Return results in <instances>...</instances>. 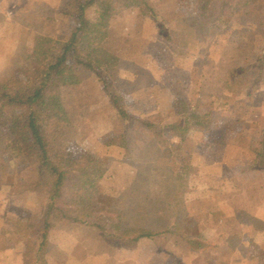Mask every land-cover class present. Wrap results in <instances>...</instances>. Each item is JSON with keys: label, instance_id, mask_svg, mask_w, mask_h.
Segmentation results:
<instances>
[{"label": "rangeland", "instance_id": "rangeland-1", "mask_svg": "<svg viewBox=\"0 0 264 264\" xmlns=\"http://www.w3.org/2000/svg\"><path fill=\"white\" fill-rule=\"evenodd\" d=\"M199 2L148 0L155 16L124 9L111 20L103 48L120 60L111 91L134 120L120 116L99 78L83 70L79 84L61 91L69 121L48 123L51 150L82 161L96 181L92 208L106 213L102 216H109L122 230L162 231L169 220V230L176 235H156L161 246L146 245L134 252L137 244L127 248L118 238L107 236L112 226L103 230L74 223L56 211L46 247L38 252L43 224L35 229L25 224L42 219L46 196L35 188L41 173L5 142L0 144V262L120 264L127 257L144 262L161 248L171 264H233L234 260L240 264L237 248L246 245L249 237L237 234V221L231 218L235 212L239 217L248 213L237 210L242 207L237 204L239 192L224 203L225 230L209 235L197 232L195 222L181 219L182 204L186 181L210 195L220 185V172H209L214 162L241 153L250 157L257 145H264V63L256 62L264 53V4L225 25L214 21L212 5L214 11L202 10L206 15L202 20ZM71 3L0 0V82L23 64L36 35L68 39L74 21L65 13ZM225 115L232 117L219 122L217 117ZM173 120L177 122L172 126ZM144 121L155 125L160 137ZM193 128L201 131L202 140H189ZM197 148L203 150V159L197 157ZM256 164L253 170L264 171V164ZM231 174L226 167L221 177L229 179ZM239 185L248 196L259 194L244 182ZM261 224L264 228V221ZM188 228L194 233L186 232ZM226 229L233 234H224ZM34 230L38 235L33 236ZM254 248L250 243L242 261L264 264V246Z\"/></svg>", "mask_w": 264, "mask_h": 264}, {"label": "trees", "instance_id": "trees-1", "mask_svg": "<svg viewBox=\"0 0 264 264\" xmlns=\"http://www.w3.org/2000/svg\"><path fill=\"white\" fill-rule=\"evenodd\" d=\"M199 1L202 20L206 19L202 10H210L212 5L216 11L214 21H221L225 25L239 18L243 11L264 4V0ZM124 9H139L145 11L147 16H155L148 0H72L70 11L65 13L74 21L68 39L62 41L36 35L32 52L26 53L23 64L10 71L0 82V144L7 142L13 152L35 165L41 173L35 188L43 191L46 196L42 219L36 224H25L26 228L31 229L43 224L42 231H39L38 252L46 247L48 233L52 228L50 220L56 211L64 219L74 223L96 226L103 230L105 226H112L115 233L111 230L107 232V236L118 238L127 248H134L142 238L173 233L168 227L169 220L162 231H156L152 227H123L122 230L109 216H102L106 213L92 208L97 184L91 179L90 173H87L84 163L53 152L48 139V123L55 120L63 123L69 121L61 91L65 86L79 84V73L83 70L99 78L103 90L120 116L134 120L111 91L119 73L120 60L103 48L109 37L111 20ZM256 62L264 63V53L256 58ZM143 124L156 138L160 137L155 125L149 121H144ZM255 148L257 164L262 166L264 145H257ZM175 162L178 163L176 160ZM182 171H186L183 166ZM33 232V236L39 233L37 230ZM132 236L135 237L131 238ZM123 237L128 240H122ZM39 241L37 237V242ZM29 254L25 257L29 258Z\"/></svg>", "mask_w": 264, "mask_h": 264}, {"label": "crops", "instance_id": "crops-1", "mask_svg": "<svg viewBox=\"0 0 264 264\" xmlns=\"http://www.w3.org/2000/svg\"><path fill=\"white\" fill-rule=\"evenodd\" d=\"M189 88L194 89V85L191 84ZM225 115L224 117H217L221 119L219 122L224 121L227 118H231L232 116ZM216 121L213 117V122ZM175 120L170 123V125L175 124ZM200 132L198 129L193 128L191 130V133L189 134V140H202V136L200 135ZM202 148V147H201ZM197 151V157L199 159H203L205 154L199 150V148L196 149ZM213 151L218 152V155H223L222 151L220 149H213ZM251 152V151H250ZM227 152L225 156L228 154ZM254 153V154H253ZM250 157L247 154H242L237 158H226L222 157L221 161L214 162V165L212 166V169L209 171L210 174L215 172H220L221 176L224 174V170L226 167L232 171L231 178L227 179L224 177H221L220 175L217 177L220 179L219 182H217L218 185L216 188L219 190H216V192H212L210 195L205 193H199L198 190L193 187L192 182L186 181L184 184L185 188V198L182 204V211L184 210V218H181L182 220L186 222H195L194 224L198 226L199 232L203 230V233L207 231V235H209L210 231L213 230H225V215H224V208H225V202L226 200L230 199V196L233 195V193L237 190L239 192L238 205H242V207H237V210L240 211H248V213H245V216L239 217V212L234 213V217H231L234 219V221H237V234L240 235V237H249V240L247 241L246 245H238L241 246L237 248V253L239 256H241V259L239 260L240 264H245L244 261V255L248 253L249 250L247 248L249 247L250 243H253L255 248L253 251L260 250L257 247L259 245L264 246V243L262 241V238L264 237V228H262L261 221H264V171H257L253 170L252 166L257 161V155H255V152H251ZM245 157V158H244ZM247 157V158H246ZM207 163V162H206ZM208 164V163H207ZM223 169L220 171V168ZM187 171V170H186ZM234 174V175H233ZM213 175V174H212ZM239 182L246 183L247 188H252L255 190V192L259 193L256 195H250L248 196L246 194V190L244 188H240ZM205 185V184H204ZM204 185H199V187H203ZM201 192H203V189H201ZM243 194V195H242ZM243 196V197H242ZM222 198V200H221ZM223 202V203H222ZM222 203V204H221ZM229 204V203H228ZM237 205V206H238ZM237 215V216H235ZM230 218V219H231ZM235 224V223H234ZM191 228V227H190ZM188 228L186 232H193V229ZM173 231V230H172ZM227 235L233 234L229 233L226 229ZM188 234V233H187ZM262 234V236H261ZM160 235V234H159ZM170 235H176L175 232H173ZM190 235V234H189ZM158 236V235H157ZM257 237V238H256ZM157 237L153 236L151 238H142L138 241L136 248L133 250L134 252H139L143 249L146 245L149 247H155L157 244L161 246V243H157ZM161 248L157 249L158 252H155L149 260H145L144 262L141 260H138L137 258L130 259V257L125 258L120 264H171L168 259L163 257V250H160ZM264 250V248H262ZM121 251L129 252L127 249H122ZM249 256H252L250 254ZM248 256V257H249ZM250 258V257H249ZM23 261V259H22ZM233 264H237V260H234L232 262ZM0 264H3V262H0ZM25 264V263H24ZM46 264H51L49 260H47ZM79 264V262H77Z\"/></svg>", "mask_w": 264, "mask_h": 264}]
</instances>
